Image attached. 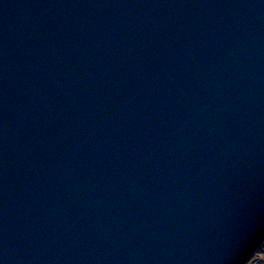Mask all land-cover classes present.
Listing matches in <instances>:
<instances>
[{"label":"water","instance_id":"water-1","mask_svg":"<svg viewBox=\"0 0 264 264\" xmlns=\"http://www.w3.org/2000/svg\"><path fill=\"white\" fill-rule=\"evenodd\" d=\"M263 243L264 0H0V264Z\"/></svg>","mask_w":264,"mask_h":264},{"label":"rangeland","instance_id":"rangeland-1","mask_svg":"<svg viewBox=\"0 0 264 264\" xmlns=\"http://www.w3.org/2000/svg\"><path fill=\"white\" fill-rule=\"evenodd\" d=\"M258 253H260V252H258ZM256 255H254L255 258L253 257L254 259L252 258L253 260L251 259V261L248 264H254V262H255V264H257V263L259 264V262H261L260 264H264V258L261 257L263 255H260V254H257V253H256Z\"/></svg>","mask_w":264,"mask_h":264},{"label":"bare ground","instance_id":"bare-ground-1","mask_svg":"<svg viewBox=\"0 0 264 264\" xmlns=\"http://www.w3.org/2000/svg\"><path fill=\"white\" fill-rule=\"evenodd\" d=\"M258 252H260V253H258ZM256 253H257V254H260V255H263V256H261V257L264 258V243H263V245L258 249V251H257ZM256 253H255L254 255H256ZM256 256H257V255H256ZM253 257H254V256H253ZM253 257H252V258H253ZM252 258H251V259H252ZM254 258H255V257H254ZM254 258H253V259H254ZM251 259H250V261H251ZM253 259H252V260H253ZM250 261H249V262H250ZM255 261H256V260H255ZM249 262H248V263H249ZM257 262H258V261H257ZM248 263H247V264H248ZM260 263H261V262H259V264H260ZM254 264H255V262H254ZM257 264H258V263H257Z\"/></svg>","mask_w":264,"mask_h":264}]
</instances>
